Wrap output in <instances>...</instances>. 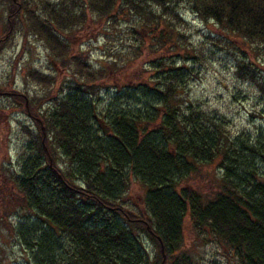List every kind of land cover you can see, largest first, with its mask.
Returning a JSON list of instances; mask_svg holds the SVG:
<instances>
[{"label":"trees","instance_id":"16d2710c","mask_svg":"<svg viewBox=\"0 0 264 264\" xmlns=\"http://www.w3.org/2000/svg\"><path fill=\"white\" fill-rule=\"evenodd\" d=\"M182 4L214 21L231 48L238 42L264 55V0H5L6 30L16 25L36 37L70 78L45 112L46 137L41 127L38 136L27 131L21 172L0 183L1 236L23 250L22 264H152L145 237L156 263L194 264L183 248L188 225L243 264H264V135L234 137L225 119L185 99L189 70L168 56L153 63L148 80L117 88L100 108L99 84L127 62L96 69L62 37L95 18L112 25L125 16L135 19L130 34L143 45L185 58L175 10ZM30 76L48 89L57 82ZM134 191L140 202L128 196ZM12 205L18 224L4 210Z\"/></svg>","mask_w":264,"mask_h":264},{"label":"rangeland","instance_id":"374dc122","mask_svg":"<svg viewBox=\"0 0 264 264\" xmlns=\"http://www.w3.org/2000/svg\"><path fill=\"white\" fill-rule=\"evenodd\" d=\"M5 7V0H0V41L5 39L0 44V90L22 92L23 97L20 93L14 99L7 95L0 96V109H3L0 110V183L6 175L12 177L21 172V158L25 154V147L32 140V136H27V131L38 136L46 110L60 95L62 82L70 79L69 74L53 61L44 44L36 37L16 25H13L12 31L6 30L8 16ZM152 10L157 15L162 14L161 9ZM175 10L182 18L177 21L176 28L186 37L185 41L180 39L179 43L189 51L185 58L167 49L155 52L147 43L150 42L148 35L141 31L140 35L147 43L143 45L130 34L135 19L125 16H120L119 21L112 25H109L111 22L96 18L89 23L92 19L88 16L89 24L69 34L73 35L71 38L62 35L71 42L74 54L87 52L91 65L96 69L112 66L114 58L122 61L120 69L127 64L124 70L111 72L110 77L99 84L102 92L100 99L94 98L95 102L102 108L110 102L109 98L114 96L117 88L148 80L154 73L152 68L156 64L153 63L168 56L175 67L182 66L189 70L185 78V91L182 93L185 99L193 101L211 115L225 119L227 129L234 137L241 133L252 137L264 135V55L255 53L254 46L246 47L238 42L234 45L239 50L231 48L214 21L201 20L188 6L178 5ZM134 50H139L137 55ZM243 62L252 66L249 69L243 68ZM32 71L56 75V85L48 89L46 83H38L35 79L33 81L30 76ZM18 102L21 107H12ZM26 102H29L32 117L25 111ZM3 196L6 197L5 194ZM128 196L140 202L137 191ZM12 206L9 209L4 207V210L9 211L8 221L18 224L20 217L14 214L11 208L15 205ZM1 228L0 264H22L23 250L13 241L6 243L1 236L6 231ZM184 236V252L192 256L194 264H243L214 237L204 235L200 238L202 241H199L189 225L185 228ZM143 241L148 251L152 252V264H159L155 261L157 249L154 244L147 237Z\"/></svg>","mask_w":264,"mask_h":264},{"label":"flooded vegetation","instance_id":"af4514ba","mask_svg":"<svg viewBox=\"0 0 264 264\" xmlns=\"http://www.w3.org/2000/svg\"><path fill=\"white\" fill-rule=\"evenodd\" d=\"M13 29H11V31H12ZM8 35L9 34H7V36H6V38H8ZM5 40V39H4ZM4 40H2V41H4ZM1 49V48H0ZM1 51V50H0ZM18 93H20L19 95L20 96H22L23 94H22V92H17V91H14V90H12L11 92H7V91H2V90H0V96H4V95H7V96H9V97H11L12 99H14V96H16ZM23 97V96H22ZM16 103V102H15ZM14 103V104H15ZM18 104V105H17ZM17 104H15V105H12V107L13 106H15V107H21V104H19V102L17 103ZM0 110H3V109H0ZM25 111H26V113L28 114V116H30V117H32V112H31V110H30V106H29V102H26V108H25ZM34 121L36 122V119H34ZM37 122H38V120H37ZM39 124H40V122H39ZM163 264V263H162Z\"/></svg>","mask_w":264,"mask_h":264},{"label":"water","instance_id":"95a60500","mask_svg":"<svg viewBox=\"0 0 264 264\" xmlns=\"http://www.w3.org/2000/svg\"><path fill=\"white\" fill-rule=\"evenodd\" d=\"M41 126H42V125H41ZM41 128H42V131H43L44 136L46 137L45 128H44L43 126H42ZM163 252H164V249H163Z\"/></svg>","mask_w":264,"mask_h":264}]
</instances>
